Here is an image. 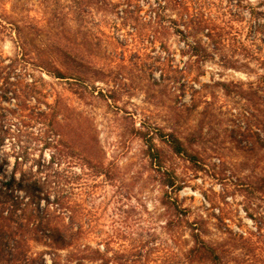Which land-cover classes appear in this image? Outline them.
I'll list each match as a JSON object with an SVG mask.
<instances>
[{"label":"rangeland","instance_id":"obj_1","mask_svg":"<svg viewBox=\"0 0 264 264\" xmlns=\"http://www.w3.org/2000/svg\"><path fill=\"white\" fill-rule=\"evenodd\" d=\"M179 3L218 19L221 43L189 29ZM244 50L258 60L224 64ZM261 63L264 0H0V64L41 92L27 105L0 96L1 177L18 160L24 208L47 209L50 229L82 227L81 249L60 250L62 264H207L189 258L193 224L227 262L264 264ZM170 131L192 138L197 164L161 139ZM92 134L107 176L68 155ZM61 195L80 205L74 221ZM29 245L35 264H52L44 241Z\"/></svg>","mask_w":264,"mask_h":264},{"label":"trees","instance_id":"obj_2","mask_svg":"<svg viewBox=\"0 0 264 264\" xmlns=\"http://www.w3.org/2000/svg\"><path fill=\"white\" fill-rule=\"evenodd\" d=\"M179 9L185 17V21L189 29L195 32H202L205 36H208L215 44L221 43L222 29L221 24L217 22L218 19L212 17V14L206 13L201 7H191L187 3H179ZM197 44V43H196ZM246 60L239 59H226L224 64L229 65L230 68L240 69V67H249L248 61L250 59H256L255 54H251L244 50ZM264 64V63H261ZM241 65V66H240ZM63 72H58V77L64 78ZM0 79H3V83L0 85V96L12 93L21 102V105H27V102L31 100L34 95L41 94L37 87L36 82L32 84H23L19 79L11 80V74L6 71L0 64ZM79 83V82H78ZM40 98H38V102ZM50 110V115H55L62 106L57 102L56 104H46ZM67 119L69 117L67 116ZM263 124V123H261ZM73 137L77 135L76 130L73 132ZM64 135L63 132L61 136ZM260 135V134H258ZM66 136V135H64ZM72 138L71 135H69ZM161 139L169 146L171 151L177 155L186 158L187 160L198 163L200 156L193 150V140L189 137L182 138L175 131L167 133L161 132ZM261 137V136H260ZM148 155L154 162L161 163V149L150 139L148 140ZM262 145L264 146V138H261ZM70 153H76L80 155V159L83 160L84 165L92 172L94 176L109 175L108 169L101 161V149L99 148L98 138L92 134L91 142L81 143L80 146L71 144L67 146ZM13 169L11 176L8 179H2L1 177V164H0V264H35L37 262L36 257L32 256V248L29 245L30 241L40 242L44 241V244L48 247L45 253H49L52 256V264H62L58 259L59 251L66 249L67 247L73 248V250H79V240L84 230L81 226H78L77 231H63L58 227H50V214L47 213V209H43L38 212H32L24 208L23 201L19 196H15L16 187H20L23 181L17 178V165ZM161 165V164H158ZM261 182L264 187V177L261 178ZM167 186L171 188L176 187V180L169 179L166 182ZM93 186L89 185V188ZM76 187H73V191ZM69 196H56L55 203L61 208V214L69 213L68 218L71 221L77 219L80 214V205L74 201L69 200ZM69 200V201H68ZM50 202V201H49ZM71 202V203H70ZM182 209V208H180ZM183 210V209H182ZM65 211V212H64ZM184 216L183 212L179 211L178 218L181 219ZM59 217V216H58ZM49 222V223H48ZM193 238L194 245L189 250V258L191 262H200L207 264H231L224 260L220 247L208 242L203 238V231L197 228L198 225L193 224ZM41 264H45L42 262Z\"/></svg>","mask_w":264,"mask_h":264}]
</instances>
